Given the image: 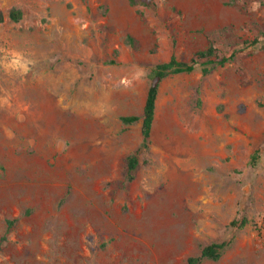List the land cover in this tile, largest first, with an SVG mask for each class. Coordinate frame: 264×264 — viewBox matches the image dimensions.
<instances>
[{"label":"rangeland","instance_id":"1","mask_svg":"<svg viewBox=\"0 0 264 264\" xmlns=\"http://www.w3.org/2000/svg\"><path fill=\"white\" fill-rule=\"evenodd\" d=\"M263 34L264 0H0V264H186L224 239L201 264H264V42L161 82L131 180L120 119L172 52Z\"/></svg>","mask_w":264,"mask_h":264},{"label":"trees","instance_id":"2","mask_svg":"<svg viewBox=\"0 0 264 264\" xmlns=\"http://www.w3.org/2000/svg\"><path fill=\"white\" fill-rule=\"evenodd\" d=\"M132 4H141L144 6H151L154 0H129ZM9 16L11 19L17 21L22 16V10L13 7ZM263 37L256 36L253 39H243L238 45L232 44L228 54L222 53L220 48L216 45L214 39H210L207 46L198 49L188 60L178 59L176 54L171 53L167 60L155 63L149 72V84L146 91V96L143 105L142 114H126L121 115L120 119L124 125L135 123L141 120V141L138 147L126 156V176L129 180L134 178L135 171L139 167V153L148 151L151 145L152 126L156 111V99L159 92L161 82L169 75L192 72L201 66L203 73H207L211 67L217 65H224L225 63L234 60L247 47H255L264 42ZM126 43L133 47H137V43L133 36L127 35ZM258 158V153H254L252 163L255 164ZM16 222L9 220V228ZM248 222L246 216H235L230 224L233 226H244ZM230 240L224 239L222 241H213L202 247L199 254L192 255L187 258L186 264H201L205 259L218 260L223 254L224 250L230 245Z\"/></svg>","mask_w":264,"mask_h":264}]
</instances>
